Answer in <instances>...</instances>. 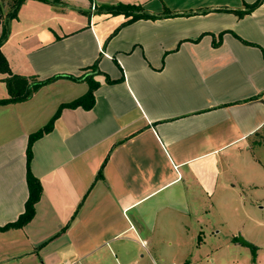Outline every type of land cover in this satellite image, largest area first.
Masks as SVG:
<instances>
[{
	"label": "crops",
	"instance_id": "crops-1",
	"mask_svg": "<svg viewBox=\"0 0 264 264\" xmlns=\"http://www.w3.org/2000/svg\"><path fill=\"white\" fill-rule=\"evenodd\" d=\"M255 1L20 6L0 48L11 72L58 79L0 106V227L24 211L29 135L82 97L87 77L98 87L90 110L63 109L33 143L29 170L41 197L28 224L0 232V264L187 262L183 244L228 204L234 171L264 146V0L236 13ZM119 4L161 18L125 24V15L98 10Z\"/></svg>",
	"mask_w": 264,
	"mask_h": 264
},
{
	"label": "rangeland",
	"instance_id": "rangeland-1",
	"mask_svg": "<svg viewBox=\"0 0 264 264\" xmlns=\"http://www.w3.org/2000/svg\"><path fill=\"white\" fill-rule=\"evenodd\" d=\"M11 3L12 0H1L3 17ZM114 8L117 6L98 10ZM252 154L238 165L239 169L234 171L236 177L228 181L234 185L231 192L234 196L229 198L228 204L217 205L205 215L200 222V237L196 236L190 245L183 244L191 248L187 262H183V257L166 256L163 264H264V146L256 148ZM238 235L252 244L255 252L239 244Z\"/></svg>",
	"mask_w": 264,
	"mask_h": 264
},
{
	"label": "trees",
	"instance_id": "trees-1",
	"mask_svg": "<svg viewBox=\"0 0 264 264\" xmlns=\"http://www.w3.org/2000/svg\"><path fill=\"white\" fill-rule=\"evenodd\" d=\"M27 0H12L11 7L9 11L4 15L1 13L0 8V48L7 41L9 37V23L10 21L17 18V13L20 6ZM46 4L56 5L59 0H35ZM263 0H256L253 4L247 5L244 11L236 12L239 16L251 13L257 7L260 6ZM1 2V0H0ZM111 15L123 14L129 20L125 24L132 23L134 21L145 19V20H155L161 18V16H154L141 12L140 7L135 5H124L119 4L117 8L104 10ZM164 17H173L174 15L166 11L163 15ZM224 33L218 35V41L213 42L216 47L221 43L222 36ZM0 75L3 76L2 82L5 84L7 90V98L0 99V106L12 105L25 102L29 100L39 89L42 87L56 81L58 78L53 77L46 80H37L35 77H23L11 72L9 64L0 50ZM72 80H78L80 78H70ZM88 84V91L80 98L73 100L72 102L61 104L54 116L50 121L38 131L32 133L28 137L27 148H26V161H27V188H28V198L24 205V211L21 213L17 220L10 222L0 227V232H5L11 229H20L28 224L34 217L35 205L38 203L41 197L42 188L38 179H36L29 170V164L32 159V145L33 143L40 139L43 135L49 133L53 129L54 121L59 117L63 109H76L78 107L84 110H90L94 105V91L98 87V83L89 76L85 79ZM109 84L116 83L118 81H110L107 79ZM237 241V238H236ZM256 248L253 249L255 252Z\"/></svg>",
	"mask_w": 264,
	"mask_h": 264
},
{
	"label": "water",
	"instance_id": "water-1",
	"mask_svg": "<svg viewBox=\"0 0 264 264\" xmlns=\"http://www.w3.org/2000/svg\"><path fill=\"white\" fill-rule=\"evenodd\" d=\"M237 242L241 245H244V246H247V247H250L251 249H254L255 247L250 244L248 241H246L242 236L238 235L237 236Z\"/></svg>",
	"mask_w": 264,
	"mask_h": 264
}]
</instances>
